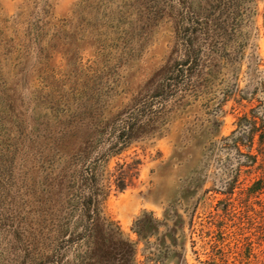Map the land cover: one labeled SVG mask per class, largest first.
Instances as JSON below:
<instances>
[{
    "label": "rangeland",
    "instance_id": "374dc122",
    "mask_svg": "<svg viewBox=\"0 0 264 264\" xmlns=\"http://www.w3.org/2000/svg\"><path fill=\"white\" fill-rule=\"evenodd\" d=\"M189 3L201 0H0V264H73L74 246L55 251L76 220L80 145L171 69ZM250 9L207 94L108 165L105 217L136 242L152 213L148 243L174 251L175 228L186 264H264V0ZM251 110L262 138L244 143L257 159L239 174L243 156L221 142Z\"/></svg>",
    "mask_w": 264,
    "mask_h": 264
},
{
    "label": "trees",
    "instance_id": "16d2710c",
    "mask_svg": "<svg viewBox=\"0 0 264 264\" xmlns=\"http://www.w3.org/2000/svg\"><path fill=\"white\" fill-rule=\"evenodd\" d=\"M254 1L201 0L197 10L189 3L187 9L192 12L184 17L177 29V60L171 64V69H165L158 81H151L128 108L106 123L93 125V134L80 145L78 169L72 172L74 180L69 181L71 190L75 191L76 220L73 231H57L55 252L58 255L70 245L77 251L73 264H167L168 257L178 258L177 264H186L184 247L180 248L181 253L175 251V228L169 230L174 251L169 246L162 247L160 237L156 244L148 243L162 224L152 213H144L135 220L132 232L138 238L136 242L130 241L115 223L105 217L103 204L110 192L108 165L134 145L160 136L173 115L207 94L209 78L216 68L213 61L219 60L217 56L227 48L224 42L235 37L249 21ZM253 114L256 115L255 110L240 117L237 130L221 142L223 147H232L243 156L239 174L241 168L254 165L257 159L256 155L241 153L244 143L252 146L254 137L259 134L258 119ZM259 136L262 138L261 134ZM117 188L124 190L122 184ZM141 240L146 241V247L140 253L143 259L139 260ZM199 264L216 263L212 259Z\"/></svg>",
    "mask_w": 264,
    "mask_h": 264
}]
</instances>
